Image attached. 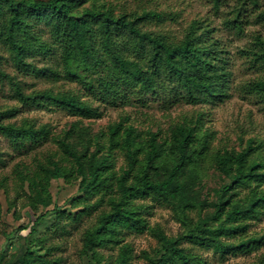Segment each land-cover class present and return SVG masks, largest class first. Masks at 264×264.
I'll return each mask as SVG.
<instances>
[{"label":"trees","instance_id":"16d2710c","mask_svg":"<svg viewBox=\"0 0 264 264\" xmlns=\"http://www.w3.org/2000/svg\"><path fill=\"white\" fill-rule=\"evenodd\" d=\"M88 1L0 0V43L8 47L17 67L36 70L27 57L35 51V43H39L41 49L46 47L32 32L30 21L43 19L50 26L53 38L60 43L67 63L98 66L107 57L124 82L146 93L154 91L165 78L176 83L183 98L191 104L217 103L229 98L227 63L210 35L211 30L203 27L202 20L192 21L181 41L170 42L163 35L146 31L141 26L151 19L164 20L160 13L115 14L112 9L95 3L83 7ZM258 18L264 21V13ZM256 40L264 46L262 37ZM254 56L260 60L264 53H254ZM0 79L9 81L23 106L54 105L76 116H101L98 108L76 95L54 94L49 90L25 93L21 83L2 70L1 61ZM101 86L109 92L107 84L101 81ZM251 87L264 100V79ZM15 112V109L0 112V135L14 147L38 146L48 139L50 130L46 125L35 127L4 121ZM142 135L125 120L109 125L99 135L102 140L92 138L88 129L74 124L63 137L56 139L68 165L49 159L46 164L38 163L34 173L26 177L36 197L48 204L50 180L62 178L71 182L79 179L83 162L89 161L91 179L81 189L83 197L87 200L101 193L116 194L109 200L110 210L100 213L95 225L85 232V254L92 252L100 263L102 256L98 248L120 246L114 264H130L132 247L124 242L123 235L127 231L142 232L147 228L143 209L136 201L148 197L172 206L185 231L168 237L157 230L161 254L152 258L144 252L147 264H207L202 257L183 247L185 242L211 248L223 257L252 251L263 243L264 233L258 238L229 240L247 231L248 220L264 215V155L258 152L253 140L240 151L215 153V167L229 178V183L218 192L213 211L203 215L206 201L200 198L196 186L201 180L199 169L210 151L213 132L206 130L199 134L197 125L177 123L164 140L160 141L159 135L153 132L147 133L145 139ZM75 136L78 141H69ZM92 146L95 147L93 151ZM116 150L123 152L126 159V167L119 174L112 160ZM244 189L247 193L241 197ZM100 203L101 200L86 204L85 210L97 208ZM195 209H198L197 219L190 215ZM6 264L53 263L26 251L22 257Z\"/></svg>","mask_w":264,"mask_h":264},{"label":"rangeland","instance_id":"374dc122","mask_svg":"<svg viewBox=\"0 0 264 264\" xmlns=\"http://www.w3.org/2000/svg\"><path fill=\"white\" fill-rule=\"evenodd\" d=\"M112 9L115 14L156 11L164 20L151 19L141 26L146 31L163 35L170 42H179L194 20H202L203 27L211 30V37L221 51L230 72L229 98L217 103L191 104L183 98L176 83L162 78L150 93L124 82L116 73L108 58L98 66L67 63L63 50L43 19L30 21L31 30L45 45L35 43V51L27 61L35 69L23 70L14 64L8 47L0 43L1 68L19 81L25 93L49 90L54 94L76 95L82 101L96 107L100 117L76 116L54 105L23 106L15 97L8 80L0 79V112L15 109L13 116L5 122L28 123L35 127L46 125L50 130L47 140L38 146L25 144L14 147L0 135V264L22 257L26 251L40 256L53 264H114L120 246L98 248L102 262H97L92 252L84 253V234L95 225L100 213L110 210L109 200L116 194H98L87 200L81 189L91 179L90 163L83 162L82 177L67 182L51 179L48 186V204L38 199L26 178L36 170L38 163L49 159L68 165L56 143V139L77 124L89 130V135L98 139L108 126L127 121L137 131L159 135V140L168 137L171 127L177 123H192L198 126L199 134L213 132L210 151L199 169L200 183L196 186L200 198L206 201L203 215L212 212L218 200V192L229 183V178L215 167L213 156L218 151L245 148L250 140L264 155V100L251 85L264 79V58L255 59L254 53H264L257 37L264 39V21L258 18L264 13V0H89L83 7L93 4ZM82 8L78 9L80 11ZM133 55L132 53H129ZM134 56V55H133ZM101 81L110 88L107 92ZM72 143L78 137L70 139ZM94 146L91 147L93 151ZM116 173L126 167L123 152L116 150L113 159ZM51 167V165H50ZM247 189L242 190L241 197ZM101 200L99 207L86 211V204ZM136 204L143 209L147 228L142 232L127 231L124 242L132 247L130 264H147L150 257L161 254L156 231L168 237L185 231L172 206L151 197L139 199ZM198 217V209L190 214ZM247 231L231 242L258 238L264 233V215L248 220ZM191 253L202 257L207 264H261L264 258V241L252 251L237 255L221 256L211 248L188 242L182 245Z\"/></svg>","mask_w":264,"mask_h":264}]
</instances>
